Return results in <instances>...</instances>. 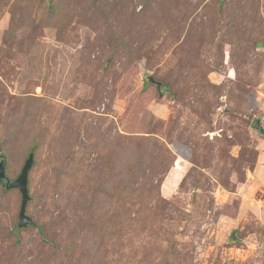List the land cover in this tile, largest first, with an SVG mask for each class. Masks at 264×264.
Returning <instances> with one entry per match:
<instances>
[{"label":"rangeland","instance_id":"374dc122","mask_svg":"<svg viewBox=\"0 0 264 264\" xmlns=\"http://www.w3.org/2000/svg\"><path fill=\"white\" fill-rule=\"evenodd\" d=\"M256 118L264 0H0V264H264Z\"/></svg>","mask_w":264,"mask_h":264},{"label":"water","instance_id":"95a60500","mask_svg":"<svg viewBox=\"0 0 264 264\" xmlns=\"http://www.w3.org/2000/svg\"><path fill=\"white\" fill-rule=\"evenodd\" d=\"M151 81H154L153 78H149ZM158 83V82H157ZM160 85V82L158 83ZM252 127L264 132V125L261 123L259 118H256L252 122ZM35 161V154L31 152L27 157L25 164L22 167V170L17 178L11 179L6 172V160H0V181L3 184L5 189L16 188L19 189L22 195L21 208L19 212V227H25L34 223L32 217L27 214V206L31 200V195L29 191V173L32 169ZM233 238H236L235 232L232 234Z\"/></svg>","mask_w":264,"mask_h":264},{"label":"trees","instance_id":"16d2710c","mask_svg":"<svg viewBox=\"0 0 264 264\" xmlns=\"http://www.w3.org/2000/svg\"><path fill=\"white\" fill-rule=\"evenodd\" d=\"M154 79V81H151V80H149L152 84H154V85H156L158 88H161V86L163 85V83L161 82V81H159V80H157V79H155V78H153ZM160 82V85H158V83ZM30 154V153H29ZM29 154H28V156H29ZM25 164V163H24ZM8 175V174H7ZM1 182V181H0ZM3 185V184H2ZM4 187V186H3ZM14 189H16V188H14ZM19 190V189H18ZM21 193V192H20ZM31 201V200H30ZM40 228V231L41 232H43V227H39Z\"/></svg>","mask_w":264,"mask_h":264},{"label":"bare ground","instance_id":"6f19581e","mask_svg":"<svg viewBox=\"0 0 264 264\" xmlns=\"http://www.w3.org/2000/svg\"><path fill=\"white\" fill-rule=\"evenodd\" d=\"M165 193V192H164Z\"/></svg>","mask_w":264,"mask_h":264}]
</instances>
